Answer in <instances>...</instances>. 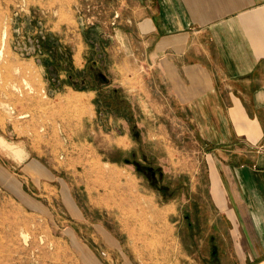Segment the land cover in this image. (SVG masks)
Instances as JSON below:
<instances>
[{
	"label": "rangeland",
	"instance_id": "374dc122",
	"mask_svg": "<svg viewBox=\"0 0 264 264\" xmlns=\"http://www.w3.org/2000/svg\"><path fill=\"white\" fill-rule=\"evenodd\" d=\"M143 5L0 0V135L25 152L0 146V264H219L208 151L154 101Z\"/></svg>",
	"mask_w": 264,
	"mask_h": 264
},
{
	"label": "crops",
	"instance_id": "0c3cea01",
	"mask_svg": "<svg viewBox=\"0 0 264 264\" xmlns=\"http://www.w3.org/2000/svg\"><path fill=\"white\" fill-rule=\"evenodd\" d=\"M155 103L206 154L199 243L219 264H264V0H145ZM149 84V82H148ZM182 132V131H181ZM123 264H126L123 263Z\"/></svg>",
	"mask_w": 264,
	"mask_h": 264
},
{
	"label": "bare ground",
	"instance_id": "6f19581e",
	"mask_svg": "<svg viewBox=\"0 0 264 264\" xmlns=\"http://www.w3.org/2000/svg\"><path fill=\"white\" fill-rule=\"evenodd\" d=\"M23 116L24 115L21 114L19 117H23ZM0 146L5 148L8 153H11V155H13L15 158H17L19 160H21L24 157V153L25 152H24L23 148L20 145L15 144V143H11V142L5 140V138L2 137L1 135H0ZM94 169L96 171H98V170H100V167L97 166V167H94Z\"/></svg>",
	"mask_w": 264,
	"mask_h": 264
}]
</instances>
